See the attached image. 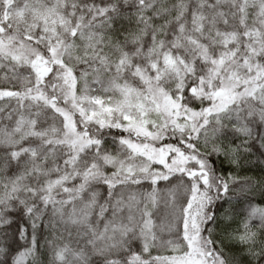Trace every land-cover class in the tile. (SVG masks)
Wrapping results in <instances>:
<instances>
[{"label":"snow or ice","instance_id":"1","mask_svg":"<svg viewBox=\"0 0 264 264\" xmlns=\"http://www.w3.org/2000/svg\"><path fill=\"white\" fill-rule=\"evenodd\" d=\"M0 264H264V0H0Z\"/></svg>","mask_w":264,"mask_h":264}]
</instances>
